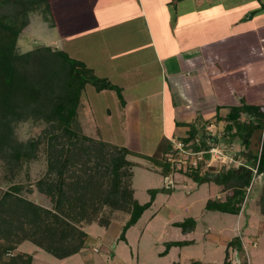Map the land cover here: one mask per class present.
<instances>
[{
	"label": "trees",
	"instance_id": "16d2710c",
	"mask_svg": "<svg viewBox=\"0 0 264 264\" xmlns=\"http://www.w3.org/2000/svg\"><path fill=\"white\" fill-rule=\"evenodd\" d=\"M259 9H264V2L260 3ZM31 12L39 13L53 26L47 0H0V159L8 164L9 170L18 168L34 159L38 145L43 144L45 179L38 184V190L50 196L53 206L44 208L17 195L19 186H11L2 193L0 260L5 255L9 258L0 264H31V255L23 258L13 254L26 241L56 259L75 255L87 240L82 224L108 225L114 212L128 214L130 225L135 224L150 208L159 190L149 189V200L144 204L134 199L131 179L136 163L128 157L150 162L164 178L174 170L167 155H174L176 151L164 137L151 155H144L122 145L85 136L75 128L86 85H91L96 92L113 91L123 107L121 89L97 77L83 62L58 48L39 44L34 49L18 52L17 40L29 23ZM216 119L225 123L223 130L230 140L240 142L243 150L239 155L246 157L247 164L238 169H219L218 184L227 194L221 201L207 200L205 209L237 215L252 177L248 167L256 166L257 173L261 174L257 205L264 219V105L242 102L230 107L224 117L216 116ZM27 121L43 124L39 141L21 142L14 138L13 126ZM176 124L186 127L184 135L177 140L188 145L187 148L197 151L214 144L206 135H198L194 123ZM255 132L259 133L260 143L253 154L248 147ZM202 168L200 164L195 170L187 169L184 175L200 183L214 171L208 168L201 175ZM174 226L185 234L193 231L195 221L186 218ZM188 244L189 241L167 242L159 255H166L171 247Z\"/></svg>",
	"mask_w": 264,
	"mask_h": 264
},
{
	"label": "rangeland",
	"instance_id": "374dc122",
	"mask_svg": "<svg viewBox=\"0 0 264 264\" xmlns=\"http://www.w3.org/2000/svg\"><path fill=\"white\" fill-rule=\"evenodd\" d=\"M247 4L244 3L245 8ZM69 12L70 10L55 11L57 23L53 26H50L39 13H29V23L17 40L18 52H25L40 46L39 44H44L63 50L70 57L79 60V19H65L64 15L66 16ZM182 20L183 23L179 25L175 26L173 22H170L169 25L163 27L166 38L171 33L177 35L178 41L175 44L179 45L182 51L196 44L216 39L220 35L232 34L240 28H248L256 22H260L258 19L248 22L245 18L243 26H230L226 25L224 20L209 18L193 27L186 18ZM66 23L78 24L65 25ZM150 30L151 33H155L154 27H149V33ZM155 44L159 48L158 43L155 42ZM151 53L149 47L148 55ZM259 60L261 64L264 63L262 58ZM150 69L154 73L155 70L149 68V71ZM144 72V76L148 77L150 73ZM152 76L154 77L155 74ZM258 77L261 80L264 79L263 69L260 70ZM143 88L145 90H141ZM158 88V81L153 80L148 84L142 83L140 88L134 91L139 104L137 129L135 134L133 133L132 148L144 155L150 154L154 148L156 137L162 127L161 119L165 126L170 123L171 114L168 106H163V109L160 107V92L162 90L160 91ZM107 92L96 93L91 85L85 86L74 126L85 136L120 146L125 143L127 146L128 134L125 137L126 141L123 136V107L113 91ZM126 93L127 98L130 99L132 91L127 90ZM212 123L214 127L210 130L200 127L198 124V135L214 134L218 137L216 145L242 164H247L246 157L239 155L243 150L240 142L230 140L224 132L225 123H216V121ZM43 128V124H34L31 121L20 122L13 126V136L21 142L39 141ZM125 133L127 132L125 131ZM258 135L259 133L255 132L250 139L249 150L253 154L258 149ZM175 138L178 139V137ZM128 158L136 163L132 168L131 179L134 199L139 204H144L149 200V189L159 190L151 207L143 212L135 224L126 226L129 216L124 212H114L110 223L105 226H99L97 223L82 224V229L87 234L83 249L64 259H56L27 241L21 243L17 252L15 250L13 254L23 258L31 255L33 257L31 264H190L194 261L201 264H222L225 260L227 264H235L233 252L237 251L240 264H247V258L240 242L234 241L226 256L225 249L229 241L225 245L216 243L215 237L220 235L228 236L230 240L234 237V239H239L235 215L208 211L204 207L207 199L215 198L213 196L220 188L218 184L207 181L198 184L191 179H186L184 171H176L175 167L172 171L173 175L168 177V180L171 183L172 181L173 183L177 182L179 185L173 184L169 189L165 178L154 169L153 164L142 158ZM7 165L4 160L0 159V197L11 186H19L17 195L44 208H52L50 196L38 190V184L45 179L46 156L43 144L38 145L34 159L10 170ZM204 169L203 167L200 170L201 174ZM260 178L261 175L252 181L238 220L239 226L242 227L239 234L247 245L249 264H264V219L257 205L261 187ZM185 218H193L196 221V233L189 237H182L180 230L171 226L172 223L169 224V222L182 221ZM207 230L212 233L208 236L209 238L205 236ZM250 236L254 237L255 247H251ZM183 238L194 241L190 245L171 248L164 256L159 255L164 250L165 243ZM9 255L11 254L9 253ZM7 258H9L8 255L3 256L0 263Z\"/></svg>",
	"mask_w": 264,
	"mask_h": 264
},
{
	"label": "crops",
	"instance_id": "0c3cea01",
	"mask_svg": "<svg viewBox=\"0 0 264 264\" xmlns=\"http://www.w3.org/2000/svg\"><path fill=\"white\" fill-rule=\"evenodd\" d=\"M262 2L264 1L47 0L52 12L53 25L57 23L55 14L57 10H70L69 14L64 15L65 19H79V61L90 68L97 77L104 78L121 89L124 100L122 110L124 138L128 134V144L125 146L124 143L123 146L133 152H137L132 148V141L133 133L135 134L137 129L139 104L134 91L138 90L142 83L158 81V89L162 90L160 107L163 109V106L167 105L171 118L168 126H165L161 119L162 127L156 137L154 148L148 155L153 153L161 138L170 140L172 137L184 135L186 127L178 126L177 122L194 123L196 128L199 124L205 129H211L214 127L212 122L224 123L222 120L218 122L216 116L224 117L230 107L238 106L242 102L249 105H264V79L258 77L261 69L264 72V63L261 64L259 60L262 58L264 61V21L262 22L264 9H259ZM244 3H248L246 8ZM183 18H186L193 27L209 18L224 20L225 24L230 26H243L245 18L248 22L255 19L260 22L182 51L179 45L175 44L178 41L177 35L171 33L166 38L163 27L170 22L175 26L179 25L183 23L181 22ZM149 27H154L155 33H151V30L149 33ZM149 47L152 51L150 55ZM149 68L155 70L153 73L150 69L152 75L155 74L154 77ZM144 71L150 73L148 77L144 76ZM127 90L132 91L130 99L127 98ZM104 91L111 93L109 90L96 93ZM207 136L211 142L217 144L218 137L212 133ZM207 169L205 168L202 174L206 173ZM209 169L219 171L220 168ZM216 172L213 171L210 175ZM171 175L173 174L168 177ZM205 177L198 184L205 181L218 184V181L204 180ZM173 184L179 185L172 181L169 187L167 184V188H172ZM226 194L227 191L220 186L219 191L213 196L215 198L209 199L221 201ZM243 206L244 200L239 213L235 215L239 239L234 237L230 240L228 236L222 235L215 238L216 243L223 245L228 241L230 246L233 245L232 241L240 242L241 248L247 254L246 242L239 234L242 227L239 226L238 220ZM178 222L181 221L169 224L172 223L171 226L178 228L174 226V223ZM180 233L182 237L196 233V221L193 231L183 234L180 230ZM210 234L212 235L210 230H207L205 236L209 238ZM249 240L251 247H255L254 237L250 236ZM177 241H189L192 244L194 240L183 238ZM233 256L234 259H239L237 251L233 252Z\"/></svg>",
	"mask_w": 264,
	"mask_h": 264
},
{
	"label": "built area",
	"instance_id": "2783aa9c",
	"mask_svg": "<svg viewBox=\"0 0 264 264\" xmlns=\"http://www.w3.org/2000/svg\"><path fill=\"white\" fill-rule=\"evenodd\" d=\"M207 130H210L209 128ZM172 143L173 150L176 153L167 155V161L170 163L172 167H176L177 169H181L186 171L187 169L195 170L200 164L204 168H227V169H238L243 167L244 164L236 160L232 155H229L225 152V150L219 147L216 144L210 145L208 149H200L197 151H193L188 147V145H184L182 142L177 140L175 137H172L169 140ZM198 144V139L195 140ZM252 172V177L249 186L245 189L246 194L244 198V202L246 201V195L250 189V185L252 181L260 175L257 173V167H248ZM169 178H165V182L169 185ZM247 258V264H249L248 255L245 253ZM235 264H240L239 259L235 258Z\"/></svg>",
	"mask_w": 264,
	"mask_h": 264
},
{
	"label": "water",
	"instance_id": "95a60500",
	"mask_svg": "<svg viewBox=\"0 0 264 264\" xmlns=\"http://www.w3.org/2000/svg\"><path fill=\"white\" fill-rule=\"evenodd\" d=\"M208 137V136H207ZM209 138V137H208ZM218 179H219V173L218 172H216V173H214L213 175H208V176H206L205 177V179L204 180H210V181H214V182H216V181H218ZM170 185H168V187H169ZM130 225V223L128 222L127 224H126V226H129ZM230 246V243H228V245H227V247H226V249H225V256L227 255V248Z\"/></svg>",
	"mask_w": 264,
	"mask_h": 264
}]
</instances>
